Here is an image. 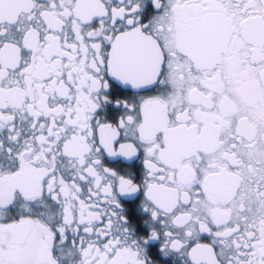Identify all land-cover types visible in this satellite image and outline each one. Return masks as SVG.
I'll use <instances>...</instances> for the list:
<instances>
[{"label":"snow or ice","instance_id":"snow-or-ice-1","mask_svg":"<svg viewBox=\"0 0 264 264\" xmlns=\"http://www.w3.org/2000/svg\"><path fill=\"white\" fill-rule=\"evenodd\" d=\"M0 264H264V0H0Z\"/></svg>","mask_w":264,"mask_h":264}]
</instances>
